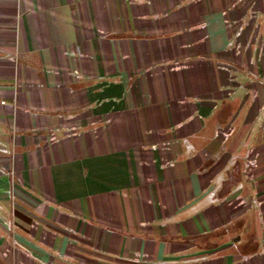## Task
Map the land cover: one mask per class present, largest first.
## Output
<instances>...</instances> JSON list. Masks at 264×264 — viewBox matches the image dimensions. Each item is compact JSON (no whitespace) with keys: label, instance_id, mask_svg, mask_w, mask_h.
Listing matches in <instances>:
<instances>
[{"label":"crops","instance_id":"crops-1","mask_svg":"<svg viewBox=\"0 0 264 264\" xmlns=\"http://www.w3.org/2000/svg\"><path fill=\"white\" fill-rule=\"evenodd\" d=\"M259 2L0 0L4 262L264 264Z\"/></svg>","mask_w":264,"mask_h":264},{"label":"rangeland","instance_id":"rangeland-1","mask_svg":"<svg viewBox=\"0 0 264 264\" xmlns=\"http://www.w3.org/2000/svg\"><path fill=\"white\" fill-rule=\"evenodd\" d=\"M256 5V3H254ZM259 11H261L258 17H251L250 18V29L253 31V35L255 39L260 38L261 40L264 39V0L258 3ZM0 264H7L0 258Z\"/></svg>","mask_w":264,"mask_h":264}]
</instances>
